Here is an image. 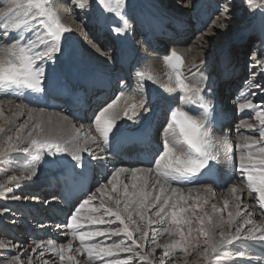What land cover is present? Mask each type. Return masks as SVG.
I'll return each instance as SVG.
<instances>
[{
	"label": "snow or ice",
	"instance_id": "snow-or-ice-1",
	"mask_svg": "<svg viewBox=\"0 0 264 264\" xmlns=\"http://www.w3.org/2000/svg\"><path fill=\"white\" fill-rule=\"evenodd\" d=\"M73 2L81 9L89 4V0H73ZM96 2L105 12L113 14L123 22L124 26H117L114 31L117 34H124L127 25L124 13L125 0H96ZM246 3L250 7L261 6L256 5V0H246ZM227 12L226 6L221 16ZM0 23L3 25L0 35L11 39V42L0 47V93H3L0 96V103L5 100L12 103L13 99L25 92L42 93L45 79L43 62L54 60L55 54L61 52L62 38L71 29L61 22L58 13L50 6V0H13L6 11L0 12ZM34 24L38 31H33ZM29 32L36 37L35 40L26 35ZM41 45L43 50L38 51ZM252 59L257 64H264V61L257 59L255 53ZM164 62L166 65L170 64L174 70L176 88L182 93L180 97L182 106L170 110L166 131L172 133V139H165L163 150L155 159L154 166L115 169L107 179V184L96 189L101 197L106 196V200L102 198L98 206L94 205L92 201L95 199V194H93L90 199L80 202L71 212L65 225L69 230L70 240L67 243L61 242L58 246L56 242L49 240L46 242V247L44 242H37L33 251L36 249L50 251L58 257L59 264H78L76 256L72 254L73 251L81 255L86 254L91 264H96L97 260L101 264H132L134 258H138L141 262L147 261V264H154L151 257L157 248H163V257H170L177 250L186 256L197 252L205 264H209L223 254L222 250L227 245L240 239L246 225H253V221L247 218L237 223L243 210L241 197L236 195L238 188L235 185L230 191L236 201V210H229V201L225 200L223 209L212 204L211 212L205 210L204 205L207 201L201 203L200 196L195 198L184 196L181 187L173 186L184 182L190 183L205 175V170L207 173L212 171L211 162L216 159L210 127L213 105L202 94L199 84H192L184 77L181 71L184 60L180 55L172 52L164 58ZM200 63H203V60ZM192 67L196 65L193 64ZM137 76L141 80L138 89L141 96L138 101L135 100L134 95L121 91L113 102L95 114L93 121L95 132L105 146L109 144L110 136L117 128L116 122L121 119L119 112L115 111L121 99L125 100L122 112L123 118L127 120L134 121L141 112L149 110L147 100L142 94L143 81L153 80V77L146 76L143 71L138 72ZM252 86L259 87L256 84ZM129 100L133 102L128 103ZM192 105L201 109L199 114H192L187 110ZM15 107L22 109L24 106L16 104ZM239 107L253 110L260 127L258 137H243L245 143L238 145L241 149L238 171L249 193L256 194L255 199L259 207L264 209V108L251 102ZM35 111L29 109L27 120L15 127V136L8 135L4 146L0 147V157L21 151L29 154L30 165H25V169L31 168L30 175L12 176L9 178L10 181L30 179L35 176L37 174L35 166L44 159L45 152L51 157L68 153L72 160L77 162L76 166H80L79 153L84 149L77 147L72 151L67 146L77 142L80 129L73 126L75 136L71 140H62L59 138L62 135L61 126L53 127L51 118L45 124L38 117L33 116ZM21 114L13 112L12 117H6L3 108H0V118L4 120L5 125L13 124ZM62 119L67 120L68 117L64 116ZM241 126L255 129L254 125L246 121H242ZM5 132V126L0 125V135ZM85 140L94 141L95 137L87 136ZM101 151L104 149L102 148ZM128 172H130V185L121 181L122 174ZM108 186H111V192H108ZM129 187L132 189L131 192ZM150 187L152 190H149ZM191 191L193 189H189V192ZM206 191L212 192V188L206 187ZM113 193L115 195H112ZM190 199L194 200L191 205L188 204ZM152 209H155V212H152ZM197 212L201 214L197 215ZM224 212L227 213L226 221ZM152 215L167 227L159 231L151 229V225L155 223L151 219ZM248 215L250 216L251 213ZM117 222L119 226L112 227ZM99 225L107 227H88ZM225 225L227 231L224 230ZM150 229L151 243L154 247L145 251ZM217 232L219 239L216 238ZM164 234L172 239L162 245L158 239ZM98 237L105 239L97 240ZM111 237H121V239L108 242ZM246 238L264 242V228L256 226L249 228ZM73 241H79V246L75 249H73ZM127 241H131V244ZM201 245L204 246L203 251H199ZM4 246L0 244V247ZM44 250L40 252L41 257L44 255ZM121 253L130 255L121 257ZM13 264H20L19 258L13 257ZM28 264H31V259ZM43 264H49V261L44 260ZM155 264H164V260L160 259Z\"/></svg>",
	"mask_w": 264,
	"mask_h": 264
},
{
	"label": "bare ground",
	"instance_id": "bare-ground-1",
	"mask_svg": "<svg viewBox=\"0 0 264 264\" xmlns=\"http://www.w3.org/2000/svg\"><path fill=\"white\" fill-rule=\"evenodd\" d=\"M143 1L146 0H142V2ZM147 1H154V0H147ZM259 1L261 3H264V0H259ZM2 3L3 4L5 3L7 5L9 4L11 6L13 0H0V4ZM50 3H51V7L58 13L61 22L65 26H68L71 29L69 33H66L67 35H65L64 41L67 38L72 37L76 39V41L78 42L77 56L75 58H72L70 49H68L65 46L63 41L64 49L62 48L63 49L62 53H56L55 59L52 60L54 63H60L59 59H62L63 68L60 69L59 73L54 74L53 77L56 76L63 79L64 76H66V78L69 81H72L73 83L72 75H77L79 81L80 79H82V81L92 85L91 90H97L98 85H103L100 79L104 80L109 86H111L110 78L114 75H110L109 73H111L113 70L115 71L116 66H118V62L113 63L112 60L105 53V50L103 51V49L104 48L106 49L108 46L107 41L103 39L102 42L99 43L100 42L99 39L103 38L110 32H115L112 27L116 26L117 23L112 19H109L108 16L103 15V13H98L100 16L98 23L99 34L97 37H92L86 34V26H84V24L82 25L77 21H70V19L72 18H75L76 20L79 21V19L83 17L84 14L83 12L85 8L84 9L79 8V11L75 12L71 10V8L68 9L69 5H68V1L66 2V0H50ZM154 3H155L154 6L148 4L147 2L140 3L136 8L137 10H135L134 12L135 15L138 17L137 20L139 21V25L143 26L142 33L143 32L149 33V30L153 28L156 34L159 33V36L162 35L159 39L161 41H168V39H166L165 35H163L164 34L163 32H160L161 31L160 28L158 29L156 27L157 28L156 29L153 27L154 22L155 25H159V26L161 25L171 26L173 24H178L184 27L183 33L185 32V34L181 33L179 36H181L180 38L183 39L185 38L184 40L191 42V39L187 38L188 34H186V32L193 25V24L191 25L192 13L196 9L204 6L205 4H209L208 6L210 9L216 8L217 6L214 0H185V2L181 4L184 7L183 11L177 13V12H172L175 7L174 5L171 7H167L166 6L167 4H164L167 3V0L163 2L161 1V3H156V1H154ZM133 4L134 1H129L127 7H131ZM96 6H98V3H96ZM220 16L221 14L215 18V21L212 22V25L208 30L205 29L203 34L200 33L199 35H197L196 39L193 40L190 46L181 45L180 47H175L178 45H173V46L169 45V48H166L165 51L164 48L165 46H160L161 42L156 41L155 43L157 45V50L165 51L163 52L164 54L160 52L159 54L158 53L152 54L150 57L147 54H145V56L144 55L139 56V58L144 60V63H147V66L146 67L144 66L143 68V72H145L146 76L151 75L153 77V80L144 79L143 81L144 90L142 94L144 97L148 93H154L158 97L159 104L164 101H169L173 104L175 103L176 107H180L182 105L180 99L182 93H180L176 88L175 75L168 74L166 70L168 65H166L164 62V58L166 56H169L172 52L177 53L183 58L184 66L181 69V71L184 77L186 78V80L192 84H199V86L203 85L204 82H206L207 84L208 82H215L218 78L217 76L218 73L227 74L228 69L232 67H235L234 70L237 71L239 70V72L240 71L243 72L242 66L247 60V58L246 60H244L243 58L244 56H246L243 55V53L244 50H246L245 49L246 44L244 42L246 41L245 39L247 37V34L244 35V33H242L240 35H237L236 37L231 36V34L229 36H224L225 32L223 30L218 33L219 35L220 34L221 35L219 36L220 42H217L216 39L214 38V35L216 34L215 32L221 28L219 25L221 24L224 25V23H226V18L224 19V17H220ZM212 18L213 15L211 14L210 15L203 14V19L201 20V26H204L202 25L203 21L209 23ZM0 29L2 32L3 31L2 23H0ZM214 29H216L215 32H213ZM226 29H228V31H231V26L227 25ZM128 30L129 28L126 25L127 34L126 32L123 34L124 38L128 37ZM256 30H258L259 34L261 33L264 34V32L262 31L264 29H261L260 26H258ZM0 37L3 38V40L6 39L2 35H0ZM209 39H211L210 43H209ZM174 40H171L170 42H173ZM179 40L177 43L176 41H174V43L176 44L180 43ZM232 41L234 43H232ZM129 42L130 40L128 37L127 40L122 45L117 44L115 48L116 52L114 54L116 53L119 54V52L123 51L124 48L127 49L126 51L127 55L132 54L133 45L130 44ZM0 47H3V45L1 46L0 44ZM255 52L256 51H254V53ZM261 53H262L261 54L262 61H264V48L261 50ZM65 54L67 55L66 59L64 58ZM149 54L151 53L149 52ZM119 55H120L119 61L122 64L123 63L126 64V62H128L127 61L128 58L122 59L123 52H121ZM250 59H252V57L249 58L248 60ZM201 60H203V63H200ZM78 63L83 64L85 67H89V66H93V67L85 70L84 68H82L79 70L78 67L76 66V64ZM136 63L138 64L137 61ZM193 64H195L196 67H192ZM251 64L253 65V63ZM261 65L263 70L262 71L260 70V72L264 76V64ZM135 67H137V65ZM141 67L142 66H138V69H141ZM255 68L252 66V71L249 69V71H251L249 73L252 74L250 75L251 77L250 82L252 83V85L253 84L259 85V87H255V89L261 88V91L262 89L264 91L262 82H258V80L255 77L257 73V71H255ZM211 69H212V73H211ZM215 70L216 72L214 73ZM228 75H233V72L229 73ZM245 79L247 80V78ZM236 81H237L236 79H231V81L226 83L227 85L224 86L226 87L227 90L228 89L231 90V88L236 84ZM140 83L138 85L139 88H140ZM221 86L220 88L217 87V93H218L217 95H219L218 101L220 102V105L223 106L222 109L223 112H225V114L229 116L234 117L235 116L234 110H237L239 113L244 114V116L248 115L249 118L252 117L251 119L252 122L246 120L243 121H246L249 124L254 125L255 129H249L245 126H241L242 121H240L239 123L236 122L235 125L234 122L231 126L227 127L225 130L221 132H216L214 135H212V140L214 141V145L219 151V158L215 163H217L216 165L219 168L222 175L221 187H219L218 189L211 187L212 192L206 191V187H197V188H192L193 191L189 192V189L182 188V184H173V186L181 187L183 189L184 196H191L193 198H195L196 196H200L201 203L203 201H207V203L204 205V208L208 212L212 211L211 209L212 204H215L218 208L223 209L225 200L229 201V210L235 211L236 201L234 200L233 194L230 191L232 186H228L230 180L229 179L226 180V176L228 177L232 176L233 183L238 188V192L236 193V195H239L241 197V201H242L241 209L243 210L242 214L244 213L243 216L238 218L237 223L242 222L241 219H245V218L251 220L257 218L260 220L257 222V224L246 225L245 231L244 233L241 234L240 239L233 241L231 245H227L225 249L222 250L223 254L215 258L213 261L209 262V264L221 263L222 258L225 254H230L231 256H233V257L230 256L231 258H229L231 259L230 260L231 264H242V263L264 264V242L246 238L247 230L250 227L252 228L253 226H256V227L264 228V209H261L259 207L255 199L256 194L249 193V190L245 187L244 183L242 182L241 174L238 171L239 157L241 155V149L238 147V145H242L245 143L243 137H247V136L258 137V129L260 127L258 120L255 118L254 111L250 109H241L239 106L248 102H251L253 105L263 106L264 92L257 93L256 95L252 96L248 101H245L236 106L234 103L232 104V102L230 105H225V102L223 101L224 99L223 97L225 95L223 90L224 87ZM258 91L260 90H256L255 92ZM0 94L1 96L3 95V93ZM129 94L134 95L136 101H138L141 96V93L138 90L137 92L133 91L130 92ZM16 100L17 98L13 99L12 103H8L7 101L6 102L3 101L2 103H0V108H3L4 115L6 117H12L13 112L22 113L14 120V123L10 125H5L4 120L0 118V122H3L2 125L5 126L6 128L5 134L0 135V147L4 146V141L6 140V137L8 135H12L13 137L15 136V127H17L19 124L27 120L28 111L29 109H31L30 107H27L23 104L22 105L24 107H22V109H17L15 105L21 103L16 102ZM131 102L133 101L132 100L128 101V103ZM124 106H125V100L121 99V101L118 103L117 109L115 110L119 112L121 119H119L116 122L117 128L110 136L109 141L114 137H116L117 135H119L121 131L132 128L133 125L132 121L123 118L122 109ZM58 113L59 115H57ZM143 113L149 114L150 112L148 110L147 112H143ZM150 115L152 116V114ZM33 116L38 117L41 121L45 122V124L51 118L53 122V127H55L56 125H60L62 129V135L59 138L62 140H71L72 137L75 136V133L72 130L73 126H75V128L80 129V134L79 137L77 138V142L70 143L67 146L72 151H75L77 147L82 148L84 150L79 153V155L81 156L79 167L76 166L77 162L72 160L71 155L68 153L58 154L55 157H51V156H47L45 152L44 159L38 165L35 166L37 170V174L35 176H32L30 179L21 178L16 181H10L9 178L12 176L19 177L23 175L24 177H27L30 175L31 168L29 167L28 169H25V165H30L29 154L21 151V152L8 153L6 154L5 157H0V177H1L0 180H3L0 182V185H3V187H0V199L2 203L0 206V208H2L0 210V221L1 218L4 215H6V213H11L10 215L12 217L11 220H9L7 223L8 227L5 226L3 228V231H1V235L3 239L2 241H6L4 237L7 236V239L9 241H12L13 243L12 244L8 241L11 246L13 245L12 248L7 247L6 245L4 247H0V260L7 259V262H9V260L10 262L12 261L9 264H13V257H17L20 260V264H28L29 261L24 263L22 259L30 255L29 257L31 259V264H43L44 260H48L49 264H53V262L54 264H59L58 257L54 256L53 253H51L50 251H46L44 249H36L35 251H33V249L35 248V244L37 242H44L46 247V242L49 240H52L56 242V245L57 243L59 245V243L61 242L67 243L71 239L70 235H68L69 230L65 227V225L67 224V219H64V215H66L64 213H67L66 210L68 208H64V206L61 205V201L59 197H57L56 192H53L52 195H48L47 192L48 188H52L54 182L57 183L59 179L65 180V183H67V178L77 181L83 176H86L88 179H90L89 177H92V182L97 185L95 187L94 186L92 187V191H90L89 194H92L94 192L95 199L92 201V203L98 206L102 198L106 200V196L101 197V194L96 192L97 187L104 184L106 185L107 179L110 177L111 173L115 169L117 168L132 169V168H129L127 166H119L117 161L108 155L109 154L108 147L103 144L99 135L95 132L93 121L91 123L84 122L78 124L75 123L74 120H72L68 116H67L68 117L67 120H63L62 117L66 115L56 111H47V112L35 111L33 112ZM154 116H156V121L160 120V117H157V115ZM158 116H159V111H158ZM34 122L35 120L33 121V123ZM87 136L95 137V140L86 141L85 137ZM165 139H169V140L172 139V133L170 131L162 140L161 142L162 147ZM23 146L24 145H21V147ZM102 148L104 149V151H101ZM134 168H141V167L139 166ZM98 169H102V170L98 171ZM103 169L106 172H108L107 178H104L102 175ZM93 174L95 175V178L93 177ZM129 178H130V172L122 174L121 181L123 183H128L130 185L131 181ZM88 188L90 189V185H88ZM220 188H225L222 189V191L224 192L226 191V193L222 195V191H220ZM71 190L73 191L75 190V188L71 187L69 191ZM107 190L108 192H111V186H108ZM149 190H152L151 187L149 188ZM131 191L132 189L131 187H129V192ZM112 195H115V193H113ZM43 196H46L43 199V201H46V203L44 204L42 203L44 207L40 209V207H38L37 204L42 202L41 199ZM21 197L26 198L27 201L23 202L21 200ZM90 198L91 197L89 195L87 199ZM219 198L222 200L221 204L217 202V199ZM193 202L194 200L190 199L188 201V204L191 205ZM59 203L61 207H59L60 206ZM8 209L11 211H7ZM152 212H155V209H152ZM249 213H251L250 216L248 215ZM200 214L201 213L197 212V215ZM224 214L226 215V212H224ZM151 219L155 221V223L151 225V229L158 231L163 229L164 224H162L157 217L152 215ZM224 220L226 221L227 217L224 218ZM117 226H119L118 222L112 225V227H117ZM92 227L103 228L107 226L99 225ZM151 229L149 233V240L146 243L145 251H147L150 247H154V245L151 243ZM224 229L227 231L226 225ZM233 229L235 230V225L233 226L232 231ZM56 231H58L57 234H55ZM101 239H105V238L104 237L97 238V240H101ZM120 239L121 237H111V239L108 242H111L112 240L118 241ZM170 239L172 238H170L167 234H164L162 236H159L158 242L163 245L167 243ZM72 243H73V249L79 246V241H73ZM127 243L131 244V241H127ZM0 244H3V242H0ZM23 244L24 246H22ZM42 250H44V255L41 257L40 252ZM163 251H164L163 248L156 249L155 253L157 255H161V258H159V256L158 257L155 256L154 259L152 258L154 264L160 259L164 260V258H165L164 264H169V263L186 264V262L187 264H190L192 263L191 260L194 259V257H196L197 255V252H193L190 256L189 255L186 256L183 253L184 259H182L181 263H176L177 260H180V258L177 256V253L180 252L179 250L174 252L173 255L170 257H163L162 256ZM247 251H251V254H253L254 256L253 255L249 256L250 253L248 254ZM72 254L76 256L78 264H91V262L87 260L86 254L81 255L75 253L74 251ZM120 255L121 257H125L126 255H130V254L121 253ZM105 259H109V258H105ZM229 259L227 260L224 259L223 263H228ZM171 260H173V263L170 262ZM96 264H101V262L97 260ZM132 264H147V261L141 262L139 261L138 258H134Z\"/></svg>",
	"mask_w": 264,
	"mask_h": 264
},
{
	"label": "rangeland",
	"instance_id": "rangeland-1",
	"mask_svg": "<svg viewBox=\"0 0 264 264\" xmlns=\"http://www.w3.org/2000/svg\"><path fill=\"white\" fill-rule=\"evenodd\" d=\"M69 2L68 3V9H70L71 8V10H73V11H75V12H78L79 11V7H77L76 5H75V3L73 2V0H66V2ZM129 1H134V4L131 6V7H127V5H128V3H129ZM154 1H156V3H161V1L163 2V1H166V0H154ZM154 1H143L142 2V0H125V7H124V13H125V17H126V19H127V27L128 28H130V26L131 25H133L134 24V22H132V21H134V19L135 18H133L134 16L133 15H135L134 14V10L138 7V5L140 4V3H144V2H147L148 4H150V5H153L154 6ZM218 3H224V4H222V7H221V11H219V14H221L222 12H224V7H226L227 6V8H228V12L224 15V16H220V17H224V19L226 18V23H224V26L223 27H221L220 29H218L217 31H216V29H214L213 30V32H215L216 34L214 35V38L216 39V41L217 42H220V39H219V36L221 35H219L218 33L219 32H221V31H223L224 30V32H225V34H224V36H229L230 34H231V36H233V37H236L237 35H240V34H242V33H244V35H246L247 34V36H248V34L250 35V37L248 38V42L246 43V47H245V49L246 50H244V53H243V55H246V56H244L243 58H244V60H246V58L247 59H249L248 58V56H249V49L251 48V43H253L254 44V42L255 41H257V43L258 44H262V46H264V34H262V40H260L259 39V34H257V36H254V31L253 30H255V28L257 29L258 28V26H260V28L261 29H264V3H261L259 0H256V5H261V6H253V7H250V6H248V4L246 3V0H216ZM183 2H185V0H182V1H179V0H167V3H164V4H167L166 6L167 7H171V6H175L174 7V9H173V11L172 12H177V13H180V11H183V6L181 5V4H183ZM217 2H216V4H217ZM261 4H260V3ZM96 0H89V4L88 5H86L85 6V10H84V14H83V17L82 18H80L79 19V21L78 20H76L75 18H72V19H70V21H77L78 23H80V24H84V26H86V34L87 35H90V36H95L96 35V30L98 29L97 28V22H99V14L98 13H103V15H107V16H109V18H111V19H113V21H115L116 23H117V25L116 26H124L123 25V22L119 19V18H117V17H115L113 14H110V13H107V12H105L99 5V7L98 6H96ZM5 5V6H4ZM9 5V4H8ZM7 4H0V12H3V11H6L5 9H7V7H9ZM4 6V7H3ZM7 6V7H6ZM50 6H51V3H50ZM63 6V5H62ZM95 7V8H94ZM163 7V6H162ZM164 9H165V7H164ZM96 11H98V12H96ZM96 12V13H95ZM86 13V14H85ZM89 13V14H88ZM126 14H127V16H126ZM219 16V15H218ZM85 17V18H84ZM98 17V18H97ZM92 20V21H91ZM87 21V22H86ZM120 21V22H119ZM212 24H210V25H208V27L206 28V30H208L209 28H210V26H211ZM227 25L228 26H231V31H228V29H226L227 28ZM68 27V26H67ZM238 27V28H237ZM39 29L35 26V24H34V27H33V31H38ZM131 30V29H130ZM226 30V31H225ZM263 32H264V30H262ZM261 31V32H262ZM234 32V33H233ZM115 33V32H114ZM26 35H28L29 36V38L30 39H33V40H35L36 39V37L34 36V35H32V33H26ZM65 35H67V34H65ZM65 35H64V37L62 38V41H61V49L63 48L64 49V44H63V41H64V39H65ZM115 35H116V33H115ZM123 34H121V35H119V36H122ZM243 35V36H244ZM107 37V36H106ZM105 37V38H106ZM234 39V38H233ZM106 41H108V40H106ZM210 41H211V39H209V43H210ZM232 43H234L233 41H232ZM262 46H261V49H262ZM42 47V48H41ZM63 49L61 50V52H59V53H62V51H63ZM261 49H260V51L258 52H256V57H257V59H259V60H261L262 61V57H261ZM38 51H40V50H43V45H41L40 46V48H38L37 49ZM105 50V53H106V51L108 50L107 48L105 49H103V51ZM109 52L111 51V50H108ZM246 52V53H245ZM65 53H67V52H65ZM66 57H67V55L65 54V59H66ZM239 58V57H238ZM67 61H68V59H67ZM59 62L61 63H54L52 60L51 61H44L43 62V66H44V68H45V79H44V81L47 83L48 81H52V79L53 78H51V77H53V75L54 74H57V73H59V71H60V69H62L63 68V62H62V59H59ZM254 62V64H253V67L255 68V71H257V73H256V75H255V77H256V79H258V80H260L261 82H262V84L264 85V76H262L261 74V72H260V69H262V65L261 64H257L256 63V61H253ZM65 63V62H64ZM76 66L78 67V69L80 70V69H82V68H84V70L85 69H89V68H92L93 66H89V67H85L83 64H81V63H78V64H76ZM95 66V65H94ZM57 67V68H56ZM258 67V68H257ZM2 123L3 122H0V125H2ZM1 178V177H0ZM1 181H3V180H0V182ZM105 185V184H104ZM234 184H230V185H228V186H233ZM236 186V185H235ZM227 188H229V187H227ZM225 189V188H224ZM220 191H222V189L220 190ZM224 193H226V191L224 192V191H222V195L224 194ZM93 194H94V192L92 193V194H90V197H92L93 196ZM41 197V196H40ZM46 196H43L42 197V199H41V203H38L37 205H38V207H40V209L42 208V207H44L43 206V204L44 203H46V201H43V199L45 198ZM21 200L23 201V202H26L27 201V199L26 198H24V197H21ZM221 199L219 198V199H217V202L218 203H220L221 204V202H222V200L220 201ZM43 203V204H42ZM1 199H0V206H1ZM42 205V206H41ZM45 208H46V206H45ZM2 208H0V210H1ZM39 209V208H38ZM7 211H11V210H7ZM11 213H6V215H4L2 218H1V221H0V242H3V245H6L7 247H11L12 248V246L9 244V242L10 243H12V241H9L8 239H7V236H5L4 237V239L6 240V241H2L3 239H2V235H1V231H3V228L5 227V226H7L8 227V225H7V223H8V221L9 220H11V215H10ZM244 214V213H243ZM243 214H242V216H243ZM225 214L223 213V216H224ZM70 216V215H69ZM69 216H67V218L69 217ZM227 217V213H226V215L224 216V218H226ZM244 217H246V216H244ZM34 220V219H33ZM260 219H257V218H255L254 220H252L253 221V224H257V222L259 221ZM241 221H243V219H241ZM23 224V223H22ZM263 225V224H262ZM9 226H12V225H9ZM29 226H31V225H29ZM88 227H92V226H88ZM165 227H167V225L166 224H164V226H163V228H165ZM251 228V227H250ZM35 229V228H34ZM225 230V229H224ZM226 231V230H225ZM233 232H234V229H233ZM15 233V232H14ZM58 233V231H56L55 232V234H57ZM218 233V232H217ZM17 234V233H16ZM54 234V233H53ZM12 236V235H11ZM164 237H166V236H164ZM10 239V238H9ZM217 239H219V235L217 234ZM9 241V242H8ZM23 243V242H22ZM24 243H26V242H24ZM65 243V242H64ZM13 244V243H12ZM57 245H58V243H57ZM22 246H24V244L22 245ZM203 245H201V248H200V250L199 251H203ZM149 250V249H148ZM247 253L249 254L250 253V255L249 256H251V255H253V254H251V251H247ZM185 255V254H184ZM184 255H183V252H178L177 253V256L180 258V260H177V262L176 263H181V261H182V259H184ZM30 255H28L26 258H23L22 260L24 261V263L25 262H27V261H29V259H30V257H29ZM126 256H129V255H126ZM125 256V257H126ZM155 256L156 257H158L159 256V258H161V255H157L156 253H154L153 254V257H151V259L153 258H155ZM190 256V255H189ZM230 254H225L224 256H223V258H222V262L221 263H219V264H231V262H230V260L231 259H229V258H231V257H233V256H231ZM254 256V255H253ZM255 256H257V255H255ZM163 258V257H162ZM202 257L201 256H199V254L197 253V255H196V257H194V259H192L191 260V262L192 263H190V264H205V261L203 260L202 261ZM224 259L225 260H227V259H229V262L228 263H223V261H224ZM83 260H85V259H83ZM164 260H165V258H164ZM12 262V261H11ZM10 262V260H9V262H7V259H2V260H0V264H9V263H11ZM170 262H172L173 263V260H171ZM170 264V263H169ZM243 264V263H242Z\"/></svg>",
	"mask_w": 264,
	"mask_h": 264
},
{
	"label": "water",
	"instance_id": "water-1",
	"mask_svg": "<svg viewBox=\"0 0 264 264\" xmlns=\"http://www.w3.org/2000/svg\"><path fill=\"white\" fill-rule=\"evenodd\" d=\"M76 41L74 40V39H68L67 41H66V45H68V46H70V47H72L73 48V52H74V54H75V52H76Z\"/></svg>",
	"mask_w": 264,
	"mask_h": 264
}]
</instances>
